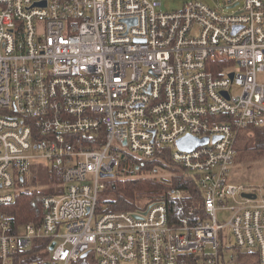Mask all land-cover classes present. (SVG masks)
Listing matches in <instances>:
<instances>
[{
    "label": "built area",
    "instance_id": "obj_1",
    "mask_svg": "<svg viewBox=\"0 0 264 264\" xmlns=\"http://www.w3.org/2000/svg\"><path fill=\"white\" fill-rule=\"evenodd\" d=\"M223 2L0 0V206L44 192L38 225L10 231L0 212V264H26L39 240L28 264H264V183L228 180L239 132L264 127V0ZM185 137L207 143L183 151ZM162 149L196 178L200 220L98 206L124 156Z\"/></svg>",
    "mask_w": 264,
    "mask_h": 264
},
{
    "label": "trees",
    "instance_id": "obj_2",
    "mask_svg": "<svg viewBox=\"0 0 264 264\" xmlns=\"http://www.w3.org/2000/svg\"><path fill=\"white\" fill-rule=\"evenodd\" d=\"M235 149V156L250 153L264 158V127L250 126L240 131ZM116 171V179L106 182L104 193L98 198V206L103 211H135L145 209L152 203H163L170 225L177 226L183 221L194 224L202 218V195L197 180L172 163L169 149H162L152 160L124 156ZM163 174L166 176H162ZM44 183L59 184V173L46 174ZM174 191L181 192L180 198L174 196ZM43 193L22 191L16 194L10 204L0 206V212L9 223L10 231L26 223L40 224L43 214L40 196ZM46 193H52V190ZM36 244L22 257L35 255L37 247L42 248L45 241L39 240Z\"/></svg>",
    "mask_w": 264,
    "mask_h": 264
},
{
    "label": "rangeland",
    "instance_id": "obj_3",
    "mask_svg": "<svg viewBox=\"0 0 264 264\" xmlns=\"http://www.w3.org/2000/svg\"><path fill=\"white\" fill-rule=\"evenodd\" d=\"M193 1V0H160L159 11L162 13H171L180 11L184 4ZM207 6L212 8H224L223 0H201ZM227 12H231L228 10ZM40 163H44V160L40 159ZM45 164V163H44ZM117 168L114 169V177L103 179V182H110L116 179L115 174H117ZM37 182L32 184L33 186H37L38 183H44L46 174L37 173ZM34 172H30L27 176L28 178H33L36 176ZM162 176H166L163 174ZM30 180V179H29ZM228 180L230 183L235 184L237 186L242 187H257L261 186L264 183V158L257 157L253 154L247 153H239L235 156L233 164L230 168L228 174ZM104 193L103 190L100 191L99 195L101 196ZM230 217V214L218 213L217 218L219 220H224L226 222ZM38 246V244H36ZM40 260L37 254L32 255L30 257H26L23 259V263L36 262ZM244 264H254L252 259L246 258Z\"/></svg>",
    "mask_w": 264,
    "mask_h": 264
},
{
    "label": "water",
    "instance_id": "obj_4",
    "mask_svg": "<svg viewBox=\"0 0 264 264\" xmlns=\"http://www.w3.org/2000/svg\"><path fill=\"white\" fill-rule=\"evenodd\" d=\"M206 143H207V138L197 140V139H193L190 137H185V138L180 139L177 142V147L183 151H192L195 148H197L198 146L205 145ZM101 177H112V175H101ZM242 196L246 197V198H251V195L243 194ZM252 198H254V197L252 196ZM52 248H53V244L51 245L50 250ZM84 256H86V255H84Z\"/></svg>",
    "mask_w": 264,
    "mask_h": 264
}]
</instances>
